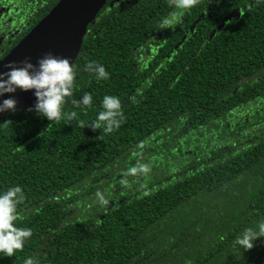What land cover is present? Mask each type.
<instances>
[{"label":"trees","instance_id":"obj_1","mask_svg":"<svg viewBox=\"0 0 264 264\" xmlns=\"http://www.w3.org/2000/svg\"><path fill=\"white\" fill-rule=\"evenodd\" d=\"M108 2L60 118H0V192L21 186L13 223L32 232L0 264H264V237L237 243L264 220V3L197 0L162 27L170 0ZM85 92L89 106L72 103ZM105 95L121 102L111 131Z\"/></svg>","mask_w":264,"mask_h":264},{"label":"clouds","instance_id":"obj_2","mask_svg":"<svg viewBox=\"0 0 264 264\" xmlns=\"http://www.w3.org/2000/svg\"><path fill=\"white\" fill-rule=\"evenodd\" d=\"M197 0H170V3L177 10L190 9ZM257 4L264 3V0H255ZM177 14L171 18H164L161 21L162 27H170L176 20ZM22 66H17L15 61L3 65L5 71H0V97L6 94H13L19 91H31L35 97V103L28 111H32L47 120H58L61 116V108L66 98L73 92V82L76 75V67L71 64L68 58L54 56L51 53L44 54L34 65L27 58L20 61ZM85 70L95 74L96 79H106L108 73L101 64L89 62ZM92 97L85 92L79 101H72L73 104L89 106ZM135 103V100L133 99ZM17 101L11 95L0 100V113L16 110ZM103 111L97 114L98 121H105V131H111L118 127L121 120V102L118 97L105 95L101 101ZM90 127L95 130L99 125L93 122ZM142 170L144 166H141ZM135 168L128 169L129 174L135 173ZM123 184L124 181L121 180ZM23 191L20 185H14L7 190L0 192V252L11 256L15 250L23 247L27 238L32 235L29 228H17L14 225L16 220V205L23 199ZM96 200L103 206L107 203L104 195L97 190ZM258 237H264V220L258 221L257 230L245 229L238 237L237 243L245 249L251 248L252 242ZM23 264H37L32 257H26Z\"/></svg>","mask_w":264,"mask_h":264},{"label":"water","instance_id":"obj_3","mask_svg":"<svg viewBox=\"0 0 264 264\" xmlns=\"http://www.w3.org/2000/svg\"><path fill=\"white\" fill-rule=\"evenodd\" d=\"M106 0H59L25 35L0 59V71H5L3 65L28 59L34 65L46 53L68 58L74 63L82 38L90 24L105 4ZM11 95L17 101L16 110H28L35 103L31 91L17 90L6 94L0 100ZM11 111L0 113V118Z\"/></svg>","mask_w":264,"mask_h":264},{"label":"flooded vegetation","instance_id":"obj_4","mask_svg":"<svg viewBox=\"0 0 264 264\" xmlns=\"http://www.w3.org/2000/svg\"><path fill=\"white\" fill-rule=\"evenodd\" d=\"M59 0H3L0 3V54L1 58L13 48L23 37L24 35L43 17L48 11L58 2ZM108 0H106L107 2ZM112 0H109V4ZM223 0H201V4L205 2V8L209 9L213 4H220ZM105 2V3H106ZM49 4L50 8L44 13L40 18H37V14L42 13L43 9L46 8V5ZM238 9V6H235L232 9ZM231 9V10H232ZM230 10V11H231ZM225 13L231 15L232 12ZM234 11V10H233ZM171 14H177L181 16V10L173 8L170 11ZM201 16H196L193 18L195 21ZM16 17H19L18 19ZM226 17V16H225ZM35 22H32L34 21ZM192 20V22H193ZM31 23V27H29ZM27 30L22 36H19L22 31ZM6 46H9L10 49L5 51ZM3 53V54H2ZM0 58V59H1Z\"/></svg>","mask_w":264,"mask_h":264},{"label":"rangeland","instance_id":"obj_5","mask_svg":"<svg viewBox=\"0 0 264 264\" xmlns=\"http://www.w3.org/2000/svg\"><path fill=\"white\" fill-rule=\"evenodd\" d=\"M115 2H117V0H112V1L110 2V5L113 4V3H115ZM16 18L18 19L19 17H16Z\"/></svg>","mask_w":264,"mask_h":264}]
</instances>
